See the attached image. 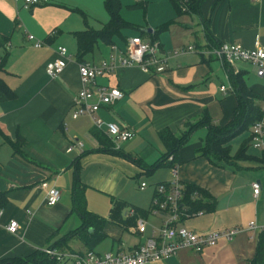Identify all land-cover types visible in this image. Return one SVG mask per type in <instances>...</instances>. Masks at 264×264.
<instances>
[{
    "label": "crops",
    "instance_id": "1",
    "mask_svg": "<svg viewBox=\"0 0 264 264\" xmlns=\"http://www.w3.org/2000/svg\"><path fill=\"white\" fill-rule=\"evenodd\" d=\"M137 1L136 6L146 7V0ZM160 1L163 9L158 11L157 17L151 20L147 14L135 23L140 26V35L124 34L127 40L139 37L149 43L153 36L159 57L166 61L164 72L147 75L136 66L117 67L95 81V87L116 88L123 95L121 100L102 106L95 114L104 123L133 132L131 140L123 143L119 150L114 149L120 151L118 155L100 150L101 145L91 135L94 128L91 118L72 119L76 109L74 98L81 88L72 34L85 30L76 10L86 18L97 12L96 17L104 22H98V27H91L87 18L88 27L97 30L108 22L103 1L46 0L43 3L41 0L25 8L23 0H0V80L14 93V98L8 100L0 91V194L5 199L0 203V262L23 259L37 250L48 249L80 226L79 217L72 211L71 184L74 161L85 152L88 153L78 162V179L84 186L85 203L94 192L109 199L108 212H91L86 203L90 213L106 222L102 228L103 239L92 251L99 256L126 253L144 243L145 238L160 227L162 216L150 213L154 190L146 211L138 207L141 204L129 194L123 195L130 181L152 176L158 170L163 173L155 176L154 186L177 179L180 184L199 188L208 196L202 200L201 216L180 221L179 226L188 231L200 235L235 227L245 229L249 223L264 225V179L252 174L264 167L244 161L217 166L209 163L198 153L204 145L206 128L200 127L191 134L179 149L172 168L163 165L147 173L126 158L137 160L142 166L158 162L165 154L158 136L161 130L168 129L178 135L186 124L195 123L206 115L214 125L226 126L233 117L237 100L230 91L220 92L221 86L230 88L227 71L207 52L223 43L240 45L246 50L257 46L264 51V0H203L199 14L179 16L169 0ZM27 35L40 42V48H34ZM58 47L66 49L68 61L63 72L50 79L45 66L55 58ZM186 47L193 50L173 55ZM120 52L114 44L100 43L85 60L88 65L109 60L117 62ZM230 68L234 74L244 73L245 85L258 96L256 104L261 108L264 76L258 78L254 68L243 63ZM99 131L105 135L104 128ZM200 131H203L200 138L193 140ZM249 137L250 131L246 132L244 141ZM76 142H81L83 148L67 153V148ZM13 145L18 147L16 154ZM248 147H251L250 142ZM236 151L231 150L230 156ZM246 153L258 159L261 156L259 151ZM42 182L60 192V199L53 207L45 204L47 190L37 188ZM253 182L260 184L257 199L252 196ZM141 183L137 190L144 192L145 189H139ZM111 198L125 204L120 214L121 223L109 220ZM129 209L141 211L144 220L148 216L158 217L159 225L149 230L146 227L143 236L137 234L135 221L127 217ZM11 221L17 223L14 235L5 230ZM259 234L258 230L244 232L231 242L220 241L200 254L181 251L152 264H247L254 256ZM62 245L55 252H87L80 237L70 238Z\"/></svg>",
    "mask_w": 264,
    "mask_h": 264
},
{
    "label": "built area",
    "instance_id": "2",
    "mask_svg": "<svg viewBox=\"0 0 264 264\" xmlns=\"http://www.w3.org/2000/svg\"><path fill=\"white\" fill-rule=\"evenodd\" d=\"M45 3L46 0H42ZM255 2L259 0H254ZM41 0H23L24 7L37 5ZM27 40L33 42L34 48H40V42L34 40L30 35ZM192 47L178 49L173 52L174 56L192 51ZM159 49L156 44L142 41L139 37L128 40L125 52H120L117 62L107 61L99 65H78V75L81 83L80 90L74 98L75 110L72 119L87 116L91 118L94 127L104 128L105 135L111 141L113 148L119 150L120 146L131 140L134 136L132 131L119 128L116 124L104 123L95 117L96 112L102 106H108L122 99V93L116 88L95 87V81L104 75L112 73L117 67L126 68L136 66L141 72L147 75L160 74L164 72L166 61L159 57ZM207 54L216 57L223 65L229 67L243 63L252 66L258 78L264 76V51L256 46L253 50H246L240 45L220 44ZM55 58L45 66V73L50 79L57 78L64 70L68 58L66 49L58 47L55 51ZM220 92L232 91L231 87L221 86ZM262 117L250 129V146L264 154V105L261 107ZM82 149L83 144L76 142L71 144L66 150L67 153L73 149ZM171 160V158L169 159ZM147 187L141 183L139 189L142 191ZM38 189H46L45 204L47 207L55 206L60 199V192L54 187H48L46 182L37 186ZM252 196L257 199L260 194V184H251ZM184 185L177 179L171 182L154 186V196L152 198L150 213L162 216L160 227L153 230L144 243L138 245L126 253L110 254L102 256L92 251L84 254H60L52 250L45 249L46 255L55 260L57 264H152L166 260L177 255L181 251H188L200 254L205 248L213 247L220 241L231 242L237 235L244 232L264 231L263 226H256L249 223L245 229L231 228L220 232H210L206 234H196L179 226L182 219L198 217L202 212L189 213V209L182 203ZM194 201L199 200L197 193L192 195ZM128 218H135L136 233L143 236L146 233V224L143 218L136 217L135 211L129 209ZM6 232L14 235L17 230V223L11 221L5 228Z\"/></svg>",
    "mask_w": 264,
    "mask_h": 264
},
{
    "label": "trees",
    "instance_id": "3",
    "mask_svg": "<svg viewBox=\"0 0 264 264\" xmlns=\"http://www.w3.org/2000/svg\"><path fill=\"white\" fill-rule=\"evenodd\" d=\"M102 1L104 10L108 15V22L97 30L88 27L86 15L76 10V13L79 14L85 24L84 31L72 34L76 44L74 60L78 65L87 64L85 60L86 57L93 54L94 50L100 43L105 46H112L114 44L115 37H121V32L124 29L132 27L120 16L121 5L119 0ZM202 1L203 0H169V3L176 15L179 16L185 13L199 14L200 4ZM206 33L208 39L211 40L212 38L209 36V33ZM153 38L154 37L152 36L150 41L151 44H153L155 41ZM224 68L227 71L229 86L232 89L231 92L237 100V106L233 117L226 126L214 125L212 120L208 117V115H206L195 123L186 124L185 130L178 135L171 134L168 129L161 130L158 133V136L165 148V154L161 157V159H159L158 162L150 166H142L139 161H134L129 157L126 158L134 164L141 166L146 170L147 173L154 172L163 165L172 168L174 162L176 161L179 149L188 142L191 134L196 129L203 127L206 128L207 135L204 140V145L198 151V153L202 157L206 158L212 165H231L238 161H244L255 162L256 164L262 165L264 167L263 153H261L259 159L248 156L246 153L248 142H250L251 136L242 142L233 156H230V141L242 133L249 132L251 127L261 119L262 113L261 108L256 104L258 96H256L254 92L249 90L245 85L244 73L240 72L238 74H234L228 65H224ZM0 91L4 94L6 99L12 100L14 98V93L5 85L2 80H0ZM91 135L94 136L101 145L102 149L100 150L120 155V151L114 150L111 141H109L107 136L100 132L99 129L94 127L91 130ZM13 152L15 154L18 152L17 145H13ZM87 153L88 152L82 153L77 159H75L74 175L71 184L72 211L79 217L81 224L78 228L69 232L63 239L57 241L54 245H52V247L48 248V250H58V248L65 246V244H62L68 239L80 237L84 247L86 248L85 250L89 252L93 251V248L103 239L102 228L106 222L103 218H100L87 210L84 197V186L80 184L78 179L79 159ZM170 158L172 161H169ZM194 193L198 194L199 200L194 201L192 199V195ZM206 198H208V196L203 190L194 186L184 185L182 203L189 209V213H194L197 211L201 212V209L203 208L202 200ZM4 201V195L0 194V203ZM110 202L111 209L109 213V220L114 223H121L122 221H120V214L125 208V204L113 198H111ZM135 214L136 217L145 218L141 215V211H135ZM131 219L135 221V218ZM89 236H94L95 238L90 239ZM44 251L45 250H37L26 258L4 260L1 261L0 264H57L56 261L46 255ZM247 264H264V231L260 232L257 238L254 256Z\"/></svg>",
    "mask_w": 264,
    "mask_h": 264
},
{
    "label": "rangeland",
    "instance_id": "4",
    "mask_svg": "<svg viewBox=\"0 0 264 264\" xmlns=\"http://www.w3.org/2000/svg\"><path fill=\"white\" fill-rule=\"evenodd\" d=\"M120 1V5H121V11H120V15L122 14L121 18H124L123 20L128 22L132 27H129L127 29H124L121 32V37H115L114 38V47L121 51V52H125L126 50V45H125V41L127 42L128 40L126 39L127 35H125V32H128L129 34H133L136 33V35L139 33L138 30L140 28V26L135 25V23L138 21H141L145 18V16L147 14H149L150 19L153 20L155 17H157L158 15V11L163 9V6L161 5V1L160 0H146V7L143 9V7L140 6H136L135 3L139 2L137 0H119ZM94 10H96V8H94ZM97 12H95L94 15L91 16V18H88V24L93 27L96 28L98 27L100 24H98V22H103L101 21L99 18L96 17ZM104 23V22H103ZM140 35V33L138 34ZM194 40V37H193ZM196 40V38H195ZM192 42V41H191ZM194 42V41H193ZM192 42V43H193ZM67 44L74 49V46L71 43ZM203 131L198 132L197 134H195L194 139L193 140H197L198 138H200V134ZM203 134V133H202ZM246 138V132L242 133L236 137H234L230 143L229 146L231 148V150L234 152L236 151L239 146L242 144V142L244 141V139ZM204 139V136H203ZM205 140V139H204ZM192 143H194V141H192ZM248 153L250 154H256L257 151H255L254 149H252L251 147H248L247 150ZM163 173V171H156L154 172V174H152V176H142V177H138L136 180H132L127 184V187L125 188L124 193L129 194V196L131 197V199H133L136 203H140L141 205L144 206H138L143 210H147L149 203H150V198H151V193L154 190V183L153 179L155 178V176H157V174ZM252 174H255V176H258V178L260 177L262 180L264 179V170H258L256 172H252ZM141 182H144L145 184H147V187L145 188L144 192H139L137 190V185ZM135 185V187H134ZM87 203V200H86ZM134 204V203H133ZM108 207H109V199L103 195L100 194L99 192H94L91 194V196L88 198V203H87V208L88 210H90L91 212L94 211L96 213H99L100 211H106L108 212ZM76 216V215H75ZM145 224L146 227L148 228V230L151 227H157L159 225V221H158V217H154V216H148L145 220ZM252 240L256 241V238H253Z\"/></svg>",
    "mask_w": 264,
    "mask_h": 264
},
{
    "label": "water",
    "instance_id": "5",
    "mask_svg": "<svg viewBox=\"0 0 264 264\" xmlns=\"http://www.w3.org/2000/svg\"><path fill=\"white\" fill-rule=\"evenodd\" d=\"M148 31H150V30H148Z\"/></svg>",
    "mask_w": 264,
    "mask_h": 264
}]
</instances>
